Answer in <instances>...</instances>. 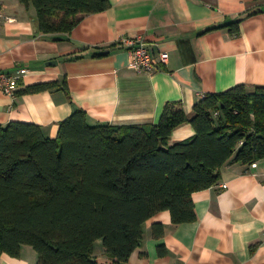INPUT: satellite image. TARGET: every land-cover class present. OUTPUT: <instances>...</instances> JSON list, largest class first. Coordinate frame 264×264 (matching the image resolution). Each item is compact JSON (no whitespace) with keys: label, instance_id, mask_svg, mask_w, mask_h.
<instances>
[{"label":"crops","instance_id":"0c3cea01","mask_svg":"<svg viewBox=\"0 0 264 264\" xmlns=\"http://www.w3.org/2000/svg\"><path fill=\"white\" fill-rule=\"evenodd\" d=\"M109 1L108 9L82 15L70 32L47 34L36 29L33 5L0 0L7 17L0 21V65L20 76L14 97L0 89L1 124L36 123L57 138L75 107L92 124H156L168 103L191 117L208 94L264 86V0ZM140 35L155 55L169 53L150 73L131 69L129 51L118 44ZM53 81L52 90L19 92ZM195 133L189 121L173 130L170 142ZM193 200L194 221L175 224L168 210L147 220L142 244L126 263L108 257L98 240L97 264H264V158L230 159L218 182ZM0 264H39V255L25 244L20 256L1 254Z\"/></svg>","mask_w":264,"mask_h":264},{"label":"trees","instance_id":"16d2710c","mask_svg":"<svg viewBox=\"0 0 264 264\" xmlns=\"http://www.w3.org/2000/svg\"><path fill=\"white\" fill-rule=\"evenodd\" d=\"M19 1L35 7L39 31L47 34L70 32L82 15L111 6ZM57 87L43 82L19 92ZM189 121L195 135L171 143L173 130ZM232 158H264V86L208 94L191 117L168 103L156 124H92L76 107L57 138L36 123H0V255L20 256L27 244L39 264H97L95 244L102 240L108 257L126 263L157 213L170 211L175 224L196 220L193 194L215 185Z\"/></svg>","mask_w":264,"mask_h":264},{"label":"built area","instance_id":"2783aa9c","mask_svg":"<svg viewBox=\"0 0 264 264\" xmlns=\"http://www.w3.org/2000/svg\"><path fill=\"white\" fill-rule=\"evenodd\" d=\"M7 19L5 13L0 9V21ZM120 47L127 49L130 53L129 67L139 73L153 72L160 63H167L169 60V53L167 51H161L158 55H155L150 51L143 36L136 37H123L120 39ZM25 72V71H20ZM19 75L10 74L1 68L0 65V89L12 97L15 96L20 86ZM254 166L257 164L254 163ZM222 187L226 188L227 184L224 183Z\"/></svg>","mask_w":264,"mask_h":264},{"label":"water","instance_id":"95a60500","mask_svg":"<svg viewBox=\"0 0 264 264\" xmlns=\"http://www.w3.org/2000/svg\"><path fill=\"white\" fill-rule=\"evenodd\" d=\"M228 21H230V19H229ZM228 21H227V22H228ZM35 24H36V29L39 30V28H38V23L35 22ZM106 52H108V50H107ZM75 108H76V107H75Z\"/></svg>","mask_w":264,"mask_h":264}]
</instances>
